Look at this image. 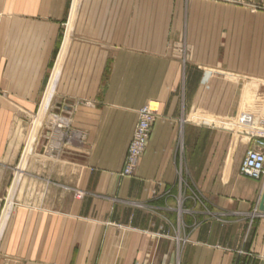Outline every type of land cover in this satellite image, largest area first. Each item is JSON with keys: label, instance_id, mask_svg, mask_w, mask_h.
<instances>
[{"label": "crops", "instance_id": "crops-1", "mask_svg": "<svg viewBox=\"0 0 264 264\" xmlns=\"http://www.w3.org/2000/svg\"><path fill=\"white\" fill-rule=\"evenodd\" d=\"M260 1L102 0L98 72L65 91L70 0H0V264H264V176L239 173L264 138Z\"/></svg>", "mask_w": 264, "mask_h": 264}, {"label": "rangeland", "instance_id": "rangeland-1", "mask_svg": "<svg viewBox=\"0 0 264 264\" xmlns=\"http://www.w3.org/2000/svg\"><path fill=\"white\" fill-rule=\"evenodd\" d=\"M103 7L104 3H102V0H70L68 16L62 26L60 38L63 40L67 28L69 32L66 36V43L62 52V46L60 45L59 54L60 52L62 53L60 56V65H62L57 74V78L61 82L60 85L64 87L65 91L72 87H75V90H77L81 87L84 77L88 79L98 72L107 42L104 40L105 36L101 34L93 35L87 33V28L89 26L98 25L102 21L98 19V16ZM263 9L264 2L261 1L252 4L250 7L252 12L261 11ZM256 22L257 20L252 19V26H256ZM56 60L57 56L55 58V61ZM62 80H65L64 83ZM81 101L85 102L84 100ZM53 103L54 101H52L51 104ZM47 112L49 113V111ZM51 118L53 120L56 119V117L53 116H51ZM32 121L33 116L28 118V136L30 130L33 128ZM76 196L80 195L76 193Z\"/></svg>", "mask_w": 264, "mask_h": 264}, {"label": "built area", "instance_id": "built-area-1", "mask_svg": "<svg viewBox=\"0 0 264 264\" xmlns=\"http://www.w3.org/2000/svg\"><path fill=\"white\" fill-rule=\"evenodd\" d=\"M152 104H155L156 107H153ZM158 108L159 103L157 101H149L138 110L132 137L124 157V166L122 170L124 175L132 174L139 157L143 153ZM244 115L245 114L241 115L237 122H231L230 125L249 124V118ZM239 173L253 179H260L264 176V138L255 137L252 148L247 149L245 152ZM77 194L80 195V193Z\"/></svg>", "mask_w": 264, "mask_h": 264}, {"label": "water", "instance_id": "water-1", "mask_svg": "<svg viewBox=\"0 0 264 264\" xmlns=\"http://www.w3.org/2000/svg\"><path fill=\"white\" fill-rule=\"evenodd\" d=\"M258 210L260 212H264V190L260 196L259 203H258Z\"/></svg>", "mask_w": 264, "mask_h": 264}, {"label": "bare ground", "instance_id": "bare-ground-1", "mask_svg": "<svg viewBox=\"0 0 264 264\" xmlns=\"http://www.w3.org/2000/svg\"><path fill=\"white\" fill-rule=\"evenodd\" d=\"M152 106H153V107H156L155 104H152ZM244 114H245V115H244L245 117L249 118V120L252 121V116H251V115H249L248 113H244ZM249 123H251V122H249Z\"/></svg>", "mask_w": 264, "mask_h": 264}]
</instances>
